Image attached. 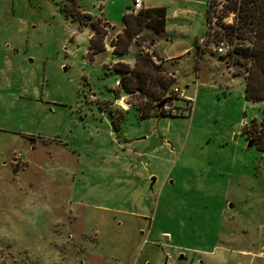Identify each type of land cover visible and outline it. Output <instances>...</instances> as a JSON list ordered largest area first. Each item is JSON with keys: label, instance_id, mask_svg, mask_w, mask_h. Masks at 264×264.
Segmentation results:
<instances>
[{"label": "rangeland", "instance_id": "obj_1", "mask_svg": "<svg viewBox=\"0 0 264 264\" xmlns=\"http://www.w3.org/2000/svg\"><path fill=\"white\" fill-rule=\"evenodd\" d=\"M74 2L0 0V264H68V233L83 224L100 233L97 250L129 255L135 232L91 206L135 200L149 213L142 231L167 233L168 264H264V153L243 131L264 120V102L245 100L242 61L214 52L234 51L222 26L235 12L226 0H147L166 9V37L144 31L119 56L110 46L131 0ZM91 22L106 32L93 57ZM138 55L185 91L171 117L117 85L115 63L133 68ZM70 202L90 208L75 218Z\"/></svg>", "mask_w": 264, "mask_h": 264}, {"label": "trees", "instance_id": "obj_2", "mask_svg": "<svg viewBox=\"0 0 264 264\" xmlns=\"http://www.w3.org/2000/svg\"><path fill=\"white\" fill-rule=\"evenodd\" d=\"M68 3L71 4V8L78 9L74 0H68ZM68 7L66 6V9H69ZM225 7L228 12H235L234 23L222 26V34L228 37L230 48L232 47L234 51H229L225 57H218V60L225 62L232 54L236 55L238 60L242 61L240 66L244 69L245 74L239 73L233 76L243 80L245 100L264 102V0H226ZM206 17L208 19V12ZM84 18L89 21L92 19L88 15ZM98 24L91 22L89 25L91 35L88 43V55L91 57L105 51L104 36L106 32L100 29ZM165 24L166 9L164 7L143 9L134 16L124 14L122 35L111 45L113 54L121 56L127 53L134 37L144 31H151L155 35L162 33L165 30ZM108 25L105 23L104 26ZM222 34L215 31L213 36L220 40ZM206 35H209V31ZM235 40L242 41L244 45L240 47L237 43L233 47ZM197 48L199 51L201 50L200 47ZM134 60L133 68L122 63H117L114 66V69L121 74L120 86L126 93L140 92L156 102L153 106L156 117H171L172 114H165L162 110L158 111L156 106L168 96L172 98V101L178 98L171 96L174 78L163 74L161 65H154L149 57L138 55ZM145 116L148 115L141 113V118ZM243 131L248 142L264 153V120L260 124L254 123L249 129L245 125Z\"/></svg>", "mask_w": 264, "mask_h": 264}, {"label": "crops", "instance_id": "obj_3", "mask_svg": "<svg viewBox=\"0 0 264 264\" xmlns=\"http://www.w3.org/2000/svg\"><path fill=\"white\" fill-rule=\"evenodd\" d=\"M147 5V0H143L144 9H150ZM109 25L111 27H114V25L112 24ZM123 28L124 25L121 27V30L117 34H121ZM151 34L153 33L151 32ZM153 37H155L156 40L160 37L165 38L166 24L165 30L160 34H153ZM110 50L113 52V47L110 46ZM202 50L203 49L199 51L198 48H196V52L194 53L198 61H201L204 56ZM189 53L190 51L187 52V54ZM164 60L169 61L174 59ZM117 63H115V65ZM126 65L130 67L132 66L129 64ZM197 71L198 70L196 69V73ZM69 204L71 208L69 214L73 215L75 218H77L78 215H83V211L85 215L87 208H90L89 206H84L75 202H70ZM91 208H95L97 210L99 209L102 212H112L116 214L118 218H121V222L118 223V227H122L126 231L132 230L135 232L134 235L129 238V240H135L137 242V248L135 249V251H131L129 255H124L119 251L108 253L104 250H97L96 247L100 245V233L97 231V228L93 226L94 229H96L95 231H86L84 228L85 224L82 225L83 228H78V226L76 225V230L72 232L70 231L68 233L69 240L75 241L73 244L75 250H73L71 262L68 264H168V259L171 260L173 258V254L162 251V249H160L163 244L161 238H163V234L167 233L159 232L158 234H153V231H151L149 234H145V232L142 231V226L148 220L149 215L148 209H144L143 201H124L113 208H108L105 206H91ZM128 221H130V223ZM131 222H134V224H131ZM164 239L166 240V242H168L167 238L164 237ZM76 241L79 242L76 243ZM86 244H89L88 247L86 246ZM152 247L155 248V252ZM180 258L182 257L180 256Z\"/></svg>", "mask_w": 264, "mask_h": 264}, {"label": "built area", "instance_id": "obj_4", "mask_svg": "<svg viewBox=\"0 0 264 264\" xmlns=\"http://www.w3.org/2000/svg\"><path fill=\"white\" fill-rule=\"evenodd\" d=\"M132 4H131V8L129 10H127L126 14L127 15H136L138 12L142 11L144 9L143 7V0H131ZM139 38V36H135L134 37V41L137 40ZM205 48V43H202L201 49ZM227 50H228V46L227 44L220 42L218 44H216L215 48H214V52L216 55H218L219 57H225L227 55ZM153 61H156V58H152ZM117 85L120 86L119 81L117 82ZM185 95V91L182 89H179L178 87H174L171 90V96H176V97H184ZM170 97V96H168ZM186 103H187V108L188 110L191 109V105H192V99L191 98H186ZM124 102V101H123ZM156 104V102H154V105ZM126 105V109L128 107H130V105L125 104ZM123 108V107H122ZM160 110L163 111V113L165 114H174L176 112L175 108H173L172 104L167 103L165 106H163Z\"/></svg>", "mask_w": 264, "mask_h": 264}, {"label": "water", "instance_id": "obj_5", "mask_svg": "<svg viewBox=\"0 0 264 264\" xmlns=\"http://www.w3.org/2000/svg\"><path fill=\"white\" fill-rule=\"evenodd\" d=\"M220 61V60H219ZM172 101V98L168 97L163 99L161 102H159L156 106V109L160 111V109L165 106L167 103H170ZM253 144L248 142V146L251 147Z\"/></svg>", "mask_w": 264, "mask_h": 264}, {"label": "bare ground", "instance_id": "obj_6", "mask_svg": "<svg viewBox=\"0 0 264 264\" xmlns=\"http://www.w3.org/2000/svg\"><path fill=\"white\" fill-rule=\"evenodd\" d=\"M205 47H206V46H205ZM119 104H120L121 106H123V107L126 108V105H125L124 102H122L121 100H120Z\"/></svg>", "mask_w": 264, "mask_h": 264}]
</instances>
